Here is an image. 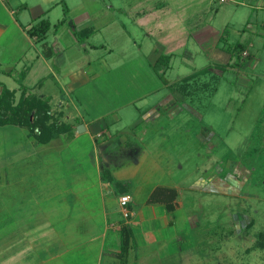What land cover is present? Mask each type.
Wrapping results in <instances>:
<instances>
[{"label": "rangeland", "instance_id": "374dc122", "mask_svg": "<svg viewBox=\"0 0 264 264\" xmlns=\"http://www.w3.org/2000/svg\"><path fill=\"white\" fill-rule=\"evenodd\" d=\"M164 1L168 8L151 18L152 36L141 38L144 30L133 21L135 11ZM23 4L27 8L22 13L34 10L38 14L42 8L39 18H48L52 25L62 21L50 28L46 42L96 74L83 93L73 95L80 96L82 111L93 109L91 104L97 113L107 111L97 127L105 124L109 138L103 132L88 140L78 158L82 163L67 151L70 140L63 132L38 145L36 134L44 126L68 125L60 118L65 111L46 98L26 95L42 103L39 115L31 116L28 126L20 125L37 145L35 151L28 145L31 148L22 150L19 157L9 156L0 167V264H105L106 254L117 250L118 240L104 235L103 224L125 219L113 211L112 218L107 214L103 220L99 199L105 194L116 200L120 197L117 187L132 194L134 186L140 199L145 191L162 184L178 192L170 229L173 237L163 245L144 243L132 252L136 261L128 264H264V250L255 247L256 235H264V31L260 27L264 0L7 3L16 11ZM83 27L90 33L82 34ZM163 29L181 38L173 44L161 43ZM242 30L244 36L256 33L250 64L224 67L219 75L209 72L229 57L231 63L236 61L219 50L226 46L222 40L214 50L215 39L209 36L223 35L221 39L230 45ZM170 53L167 71L162 64L151 68L159 55ZM200 68L202 73L185 84L178 82ZM28 77L24 85L34 81ZM180 87L186 103L179 105L177 117L173 121L168 117L163 127L157 123L158 116L147 123L144 116L149 106L156 110L163 98ZM45 112L51 116L43 123ZM10 130L0 128L1 155L11 145L6 135ZM120 136H128L132 145L114 147L113 141ZM151 159L158 169H153ZM106 174L112 182L105 188L99 177ZM214 184L218 191L209 189ZM44 213L55 220H42Z\"/></svg>", "mask_w": 264, "mask_h": 264}, {"label": "crops", "instance_id": "0c3cea01", "mask_svg": "<svg viewBox=\"0 0 264 264\" xmlns=\"http://www.w3.org/2000/svg\"><path fill=\"white\" fill-rule=\"evenodd\" d=\"M8 1L9 0H0V39L3 40V43H0V92L1 90H6L10 92L12 94V100H14L16 103L20 97H24L26 95H34L35 97L46 98L49 100L50 104L54 102L56 106H59L62 112L65 111L64 115H61L60 118H62L61 120H63L71 127V138L66 148L69 154L72 155L71 156L72 159L73 160L75 159V161L77 160L78 162L79 156H82L84 154L81 151L82 147L88 145L87 144L88 140L90 139L93 140L94 137H96V135L102 134L103 132H104L103 134H106V136L108 135L107 134L108 129L105 124L102 126V129H99L100 127H97L98 124L101 123L102 118L106 116L103 114H106L105 112L107 111L105 112L100 111L97 113L98 110L95 107L96 105H92V104L90 107H93V109H90L89 111H85V110L82 111L80 96L73 95L74 92L83 93L82 92L83 87L89 84L92 81V79L96 78L97 76L93 71L88 72V70H86V68L84 67L83 62L75 61V63H73V61H70L65 56L66 54L65 51H60L58 53V51H54L53 49L52 56L49 58H45L41 53L39 44L36 43L33 38L28 37L25 33V30L28 29L31 25H33L35 22H37L40 19H45L48 21L50 26L48 31L50 30V28H54L53 26L56 24L52 25V23H50L48 18L47 19L39 18V16L43 14L42 8H39L38 14L33 13L34 10H30L31 12L30 14H28V12L25 14V12L22 13V11H26L27 7L25 4L21 5L22 7L20 6V10L16 11L15 9H12L7 5ZM224 1L225 0L223 1L219 0V2H224ZM167 8H168V3L164 1L160 3L158 6L152 5V7L149 6L147 8H142L135 11L133 21L138 27H141V29L144 30V34L141 35L142 36L141 38L148 39L152 36V32H153L152 19L154 14L158 10L163 11V9L166 10ZM48 11H50V7L48 8ZM164 25H170V22H166L164 23ZM260 27L264 31V21L260 24ZM84 29H89V28L83 27L79 31L82 33V30ZM243 31L244 30H242V33L240 35H238L236 41L247 42V46L245 51H243L242 53V57L247 56L249 58L248 60H250L253 55L251 53L252 47L254 46L253 36L256 33L253 32L246 33L250 35L244 36ZM216 36L217 33L209 36V38L215 39L216 43L214 45V50L218 47V43L221 40H222L221 41L222 44L224 43V45L226 46L229 45L228 43H226L227 42L226 40L221 39L223 35L221 36L219 35L217 37ZM180 38L181 37L176 38V36L169 34L167 29L162 30L161 43L173 44V42L178 41ZM205 40L206 38L203 39V41ZM44 41L46 42V37ZM46 44L48 45L47 42ZM226 46L219 47V50L227 53L225 51ZM161 56H169L170 57L169 60H170L172 55L170 53V54H162ZM157 58L154 60V62H151L150 64L151 68L153 69ZM248 60H246L247 65L250 64ZM233 63L234 62L231 63L229 57L228 61L225 62L224 64L216 63L215 65H213L212 68L209 69V72H213L215 73V75L217 74L219 75L222 73V71H220L217 66L228 65V64L231 65ZM167 68L169 69V61ZM167 68L165 69L166 71L168 70ZM198 70H201V68L197 70H193L189 74H193ZM28 76L29 77L32 76L34 78V81L31 83H26L24 85ZM18 78L19 80L17 81ZM181 90H183V87H180L178 90H175L173 95L170 94L165 98H163L159 106H157L156 110L154 109V107L149 106L148 114H145L146 116L143 115L144 119L147 120V123L150 121L155 122V118L157 116L158 118L160 117L157 120V123L162 127H163V123L168 122L169 118H171L173 121L174 118L177 117L176 114H178V112L180 111L179 107L184 106L186 103V100L184 98L185 93ZM56 92H58L59 95H57ZM68 94H70V97ZM140 100L142 99L140 98L139 101ZM70 109L72 110V113L69 112ZM119 109L120 107L116 109V111ZM153 112H156L155 116H153L152 114ZM158 112H161V114L163 113L164 115L160 116ZM163 116L164 118H162ZM53 117L55 118V116ZM77 126H82L81 132H76ZM4 127H8L9 130L11 129L10 130L11 132L7 133L6 135L8 136L7 139H12V142L11 145H9L6 149L4 148L5 152L2 153V155L0 154V162H2L0 163L1 168L4 167L3 165L9 156L15 155L19 157L22 150L31 148L28 145H31L33 147V151H35L34 149L37 145L36 142H34V140L32 139L31 134H29L25 129H22L20 126H15L10 124H0V128H4ZM160 129L162 130L163 128ZM107 137L109 138V135ZM152 137L153 135L151 136V138ZM20 139H23L24 141H20ZM113 142H114L113 143L114 147L118 146L121 147L122 149L130 147L132 145V141L131 139H129L128 136L117 137ZM85 149L87 152L88 148ZM37 150L38 148L36 149V151ZM82 162L85 161L81 159L80 162L78 163H82ZM151 162H152L151 166L153 167V169H158L153 159H151ZM6 168L8 169V165L6 166ZM130 171H132V169ZM6 181L7 180H5V176H4V181L1 180V183H3V185L5 186ZM23 182L24 181L22 180L20 181L22 185ZM101 185H103L106 188L107 186L110 185V183L102 182ZM155 186H166V185L163 184L154 185L153 187ZM153 187H151L148 191H145L140 199H137L135 197V194L139 192V188L138 186H134L132 188V194L130 192L125 193L127 196H129V200H130L127 204V209L130 211L131 214L130 217L123 222H119L116 219L114 221L111 219L110 224H107L106 221L104 222L103 224L104 228L102 229L104 235L106 233H109L115 236L116 241L118 240L117 250L116 249L114 251L111 250L109 253L106 254L104 258L105 264H120V263L128 264L131 260L136 261L135 257L132 256L133 250H138L143 246L144 243L146 245H151L160 242V244L163 245L164 244L163 242L166 241L167 238L173 237L171 236L172 232L170 231L172 227L171 225L172 215L177 210L178 203L176 201V207L172 212H167L163 205H159V204L146 205L144 201L147 195L149 194V192L153 189ZM167 187H172V186H167ZM174 189L176 190V188ZM209 189L218 191L217 190L218 188L215 186V184L214 186L210 185ZM104 192L106 193V191ZM104 195L102 196L103 199L102 198L99 199L101 204L100 212L102 215V219L103 220L106 219L107 214H109L110 216V213L112 214L113 211H115L121 216L120 209L116 203L117 199L115 200L107 195L106 196ZM42 208L46 209V207H42ZM17 211L25 212V210H23L20 207L19 208L17 207ZM69 214L71 213L69 212ZM47 217L50 219L51 217L50 214L44 213L43 216H41L42 220ZM110 217L112 218V216ZM62 218L65 219L64 214L62 215ZM62 218L59 217V219L63 220ZM54 220L50 219V221H54ZM123 223L129 227L131 240L125 255L119 257L118 256L119 242H120L119 226L120 224ZM2 226L5 227L6 225L3 223ZM10 226H12L13 229V225L9 224V227ZM135 229H137V231H135ZM138 238H140L141 240L138 241ZM136 239H137V243H136ZM150 255L151 253H149L148 257H150ZM117 260L118 263H116ZM120 260H122V262H120Z\"/></svg>", "mask_w": 264, "mask_h": 264}, {"label": "trees", "instance_id": "16d2710c", "mask_svg": "<svg viewBox=\"0 0 264 264\" xmlns=\"http://www.w3.org/2000/svg\"><path fill=\"white\" fill-rule=\"evenodd\" d=\"M22 7V6H21ZM62 21H60L57 25H60ZM55 26V27H56ZM49 23L45 19H40L37 22H35L33 25H31L28 29L25 30V33L28 37L33 38L36 43L39 44L40 50L42 55L45 58H49L52 56V48L46 44L44 41L46 37V33L49 29ZM90 33L89 29L82 30V34ZM223 37V36H222ZM247 46V42L236 41L232 45H227L225 47V51L230 56H235L236 61L231 65H222L217 66L218 69H224V67H237L243 65V63L246 62L249 58L242 57L243 51H245ZM169 56H159L156 60V63L154 64V68L162 64L163 67L166 69L168 66ZM205 71V70H203ZM202 73V70H198L197 72H194L193 74H189L183 78H181L178 82L185 84L187 81L192 79L195 75ZM158 76H160L158 74ZM12 100V94L6 90H1L0 92V124H14L20 123L18 126H28L29 124V118L35 117L39 115L42 103L39 101V99L30 96V97H23L21 100H19L15 105H11ZM42 116V122L49 120L50 116L45 112ZM4 118L6 119L4 121ZM14 122V123H13ZM24 124V125H23ZM60 127L57 128L54 123H51L48 126H44L43 130H40L38 136H36V141L38 144H45L47 141H49L52 138V135L60 134L61 132L65 133L67 138L70 140L71 138V127L69 125H59ZM100 181L102 182H108L111 183L112 177L109 176V174H106L105 177L102 175L99 177ZM118 186V185H116ZM118 192L120 197L126 195L127 192L122 187H118ZM176 197L177 192L172 187L167 186H155L153 189L149 192L147 195L144 203L146 205H152V204H159L163 205L167 212H172L176 207ZM127 208V205H126ZM128 210V209H127ZM121 214V213H120ZM129 218V217H128ZM126 218L125 220H127ZM119 257H122L125 255L128 245L131 240V234L129 231V227L126 224H120L119 226ZM257 239L255 241V247H257L259 250H264V235L263 233L259 232L256 235Z\"/></svg>", "mask_w": 264, "mask_h": 264}, {"label": "built area", "instance_id": "2783aa9c", "mask_svg": "<svg viewBox=\"0 0 264 264\" xmlns=\"http://www.w3.org/2000/svg\"><path fill=\"white\" fill-rule=\"evenodd\" d=\"M220 1H223V0H220ZM129 201H130L129 197L127 195L121 196L117 199V203H118V207L120 209L121 216L124 219L130 217V215H131L130 211L127 210V208H126V205L128 204Z\"/></svg>", "mask_w": 264, "mask_h": 264}, {"label": "water", "instance_id": "95a60500", "mask_svg": "<svg viewBox=\"0 0 264 264\" xmlns=\"http://www.w3.org/2000/svg\"><path fill=\"white\" fill-rule=\"evenodd\" d=\"M82 131V126H77L76 127V132H81Z\"/></svg>", "mask_w": 264, "mask_h": 264}]
</instances>
